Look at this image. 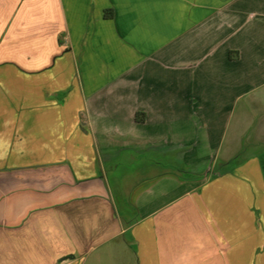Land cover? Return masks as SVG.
Masks as SVG:
<instances>
[{
  "label": "crops",
  "instance_id": "obj_1",
  "mask_svg": "<svg viewBox=\"0 0 264 264\" xmlns=\"http://www.w3.org/2000/svg\"><path fill=\"white\" fill-rule=\"evenodd\" d=\"M249 196L264 0H0V264H264Z\"/></svg>",
  "mask_w": 264,
  "mask_h": 264
},
{
  "label": "rangeland",
  "instance_id": "obj_2",
  "mask_svg": "<svg viewBox=\"0 0 264 264\" xmlns=\"http://www.w3.org/2000/svg\"><path fill=\"white\" fill-rule=\"evenodd\" d=\"M234 174H238V172H235ZM248 205H247V208H248V212L249 213H253V215L256 216V219H255V223L257 226L259 227H262L264 229V218H261L260 217L263 215L264 216V213H260V204L256 203V200H255V197L252 196V197H248ZM250 220L247 221V224L250 225Z\"/></svg>",
  "mask_w": 264,
  "mask_h": 264
}]
</instances>
